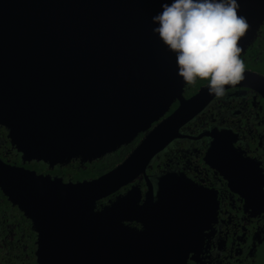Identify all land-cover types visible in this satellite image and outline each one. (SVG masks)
I'll list each match as a JSON object with an SVG mask.
<instances>
[{"label":"water","instance_id":"water-1","mask_svg":"<svg viewBox=\"0 0 264 264\" xmlns=\"http://www.w3.org/2000/svg\"><path fill=\"white\" fill-rule=\"evenodd\" d=\"M164 2L173 0H0V124L23 160L91 162L144 133L93 178L0 161L1 189L37 234V264H190L200 219L191 211L203 204L177 184L144 205L135 187L97 205L145 172L214 95L208 83L184 96L175 53L153 32ZM239 2L251 25L242 54L264 22V0ZM238 85L264 93V77L248 69Z\"/></svg>","mask_w":264,"mask_h":264},{"label":"flooded vegetation","instance_id":"flooded-vegetation-1","mask_svg":"<svg viewBox=\"0 0 264 264\" xmlns=\"http://www.w3.org/2000/svg\"><path fill=\"white\" fill-rule=\"evenodd\" d=\"M240 56L245 69L264 77V22ZM204 81L186 84L184 96L209 83ZM260 88L236 85L228 87L222 98L212 95L180 127L179 135L152 157L145 172L105 197V204L135 187L138 203L144 205L148 199L153 202L168 195L171 185L177 184L191 201L197 197L203 204L191 211L200 219L187 257L190 264H264V93ZM178 105L177 100L169 112ZM143 134L133 142L138 143ZM0 161L65 181L73 179H65L56 168L85 165L79 159L53 167L42 160H23L3 124ZM127 223L143 228L137 220ZM36 238L31 220L0 187V264H29Z\"/></svg>","mask_w":264,"mask_h":264},{"label":"clouds","instance_id":"clouds-1","mask_svg":"<svg viewBox=\"0 0 264 264\" xmlns=\"http://www.w3.org/2000/svg\"><path fill=\"white\" fill-rule=\"evenodd\" d=\"M239 0H173L152 17L153 28L168 50L175 53L178 76L188 85L208 80L217 98L245 79L239 41L251 25L240 15Z\"/></svg>","mask_w":264,"mask_h":264},{"label":"trees","instance_id":"trees-1","mask_svg":"<svg viewBox=\"0 0 264 264\" xmlns=\"http://www.w3.org/2000/svg\"><path fill=\"white\" fill-rule=\"evenodd\" d=\"M198 82L201 84L204 83L205 81L197 78L196 83ZM135 143H137V140L131 144L123 145L118 150L107 153L104 156L93 160L92 162H85L84 166L82 165H79L78 167L62 166L61 168H56L57 172L60 170L59 171L60 174L65 175V179L69 177H71L73 180L97 177L102 173L108 171L112 167L116 166L118 163H120L129 153V151L132 149ZM105 203L106 200L105 198H103L97 202V205L98 207H101V204H105ZM29 251L30 253H32L31 250ZM28 263L37 264L35 261V256L29 259Z\"/></svg>","mask_w":264,"mask_h":264}]
</instances>
